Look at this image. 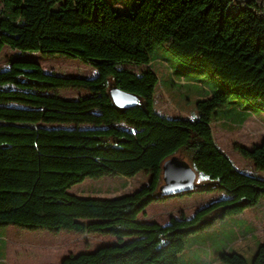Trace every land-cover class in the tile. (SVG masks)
Wrapping results in <instances>:
<instances>
[{"label": "trees", "instance_id": "obj_1", "mask_svg": "<svg viewBox=\"0 0 264 264\" xmlns=\"http://www.w3.org/2000/svg\"><path fill=\"white\" fill-rule=\"evenodd\" d=\"M56 3L71 18L68 25L48 23ZM94 18L118 31L117 15L105 0H0V51L6 46L25 53L37 41L43 55L78 59L96 70L92 78L63 77L23 58L0 69V226L117 239L60 264H183L180 255L190 238L254 207L264 194V180L235 166L210 124L241 128L244 120L223 109L236 96L244 99H237L243 109L247 101L264 112V0H139L130 30L133 49L117 52L89 48L84 25ZM157 45L226 89L197 102V119L168 118L155 110L157 77L143 67V54ZM110 85L137 95L141 106L114 107ZM67 88L89 95L57 94ZM120 123L134 131L114 126ZM70 124L74 127L63 126ZM236 148L264 170V138L252 149ZM171 156L204 178L197 189L176 196L217 189L228 197L164 225L139 222L150 203L175 196L158 190L162 163ZM140 171L150 174V181L132 193L85 198L68 192L85 178L132 177ZM224 239L225 246L232 244ZM224 252H217L224 264H248L242 253ZM249 254L250 264H264V233Z\"/></svg>", "mask_w": 264, "mask_h": 264}, {"label": "rangeland", "instance_id": "obj_2", "mask_svg": "<svg viewBox=\"0 0 264 264\" xmlns=\"http://www.w3.org/2000/svg\"><path fill=\"white\" fill-rule=\"evenodd\" d=\"M105 1L117 15L118 31L114 32L106 23L94 18L84 25L87 45L91 50L98 52H117L122 48L133 49L130 41V30L139 0ZM52 10L48 23L55 22L60 25H68L67 23H70L71 18L60 11L58 3L52 7ZM143 57V67L148 65V68L157 77L154 95L155 110L168 118L197 119L199 117L196 107L197 102L205 99L207 94L210 95L214 92L218 94L226 90L211 74L180 60L163 45H157L151 54H143ZM21 58L39 63L46 73L63 77L92 78L96 75V70L93 67L82 63L78 59L41 54L38 50L37 41L33 48L25 53L11 50L6 46L3 47L0 51V69L7 67L9 61ZM57 94L62 98L76 99L88 96L89 92L83 89L67 88L59 89ZM238 98L244 102V99L236 96L231 98L227 107H223V109H229L228 111L226 110L225 114L230 111V115L233 118L244 120L241 128L237 129V127H234L225 130L226 128L223 129L222 126L213 121L210 123L213 136L217 144L228 154L237 168L246 174L255 175V177L264 180V170L256 169L253 162L240 155L236 148V146H241L252 149L261 143L264 138V112L259 111L247 101H245L247 108L243 109V104L237 102ZM235 112L238 114H235ZM63 126L74 127L73 124ZM87 126L80 125L79 127ZM114 126L131 132L134 131L122 123ZM203 179L201 174H196V183L202 182ZM149 181L150 174L144 171H140L132 177L102 176L97 179L85 178L81 183L71 186L68 192L85 198L118 197L134 192L148 184ZM225 197H228V195L224 191L217 189L203 192L195 191L186 195L169 197L149 205V208L152 209L147 210L146 214L140 215V219L144 221L152 219L159 224H164L167 223V219L171 215L178 217L183 213L186 217H190L197 207H203L201 205H208ZM244 217L253 222L254 236L241 243L236 241L226 246L221 240L216 241L214 243V251H221L224 245L226 248L222 250V253L224 251H228V253L240 252L247 263L250 264L252 256H250L249 251L257 241V237L260 239L264 233V194L260 196L254 208L244 213ZM227 220L231 219L227 217ZM234 222L237 225L244 224V220ZM225 225L228 226L229 223ZM222 234L225 238L232 239L229 238L227 229ZM109 238H115V236L111 234L76 233L65 230L51 232L44 229H25L14 225L0 226V260L3 259V255L6 253L8 257L27 262L28 264H60L61 260L69 255L88 253L99 247L110 245ZM187 250L188 245L184 249V257L187 254ZM197 257H189V263H195ZM216 262L224 264L220 259Z\"/></svg>", "mask_w": 264, "mask_h": 264}, {"label": "crops", "instance_id": "obj_3", "mask_svg": "<svg viewBox=\"0 0 264 264\" xmlns=\"http://www.w3.org/2000/svg\"><path fill=\"white\" fill-rule=\"evenodd\" d=\"M172 197H174V196H172ZM154 202H152V203H154ZM152 203H150L149 205H151ZM149 205L146 206V208L144 209V211L140 215L146 214L147 210L149 211V209H152V208H149ZM201 206H204V204ZM254 207H252V208H254ZM175 208H177V207H175ZM197 208H200V206ZM252 208H249V209H252ZM249 209H246L243 213H241L239 215L229 217L231 220H227V217H226L221 222L215 223L212 227L208 228V230L201 232V234L199 236H197V238H196V236L190 238L186 256L184 257L185 251L182 252V254L180 255L181 261L183 262V264H192V263H189L188 258L193 257V256H198L197 259H195L196 262L193 264H219L216 261H218V258H220V257L217 255V252L214 251V243L216 241L221 240V241H223V244H225V239H224L225 237L223 236L222 232L225 231L226 229L229 233V238H232L231 239L232 241H230L232 243H234L236 241H240L238 243H241L242 241H245L248 238L253 237L254 233H255V231H253V222L244 217V213ZM140 215L138 216L139 222H145V223L154 222V223L159 224L157 221L152 220V219L150 221L141 220ZM171 217H174V216L171 215L167 219V222ZM237 220H244V224L237 225V223L234 222ZM228 221H230V222H228ZM226 223H229V225L226 226L225 225ZM164 224H166V223H164ZM164 224H160V225H164ZM262 237L260 239H259V237H257V242H255V244L251 248L250 252H253L255 250L256 243H259V241L262 240ZM109 240H110L109 241L110 245H113L117 242L116 237L115 238H109ZM224 249H225V247L223 245L221 250H224ZM94 250H92V251H94ZM5 251H6V246H5ZM0 263L1 264H28L27 262H22L18 259H12V258L8 257L6 255V253L4 254L3 259L0 260ZM37 264H39V263H37Z\"/></svg>", "mask_w": 264, "mask_h": 264}, {"label": "water", "instance_id": "obj_4", "mask_svg": "<svg viewBox=\"0 0 264 264\" xmlns=\"http://www.w3.org/2000/svg\"><path fill=\"white\" fill-rule=\"evenodd\" d=\"M80 78V77H79ZM108 96L114 107L122 110L141 106L137 95L110 85ZM162 183L158 190L163 196L177 195L197 189L196 174L192 167L182 158L171 156L162 163Z\"/></svg>", "mask_w": 264, "mask_h": 264}]
</instances>
